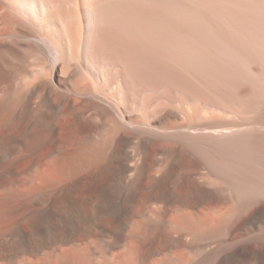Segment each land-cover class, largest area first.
<instances>
[{
  "label": "bare ground",
  "instance_id": "6f19581e",
  "mask_svg": "<svg viewBox=\"0 0 264 264\" xmlns=\"http://www.w3.org/2000/svg\"><path fill=\"white\" fill-rule=\"evenodd\" d=\"M180 15L198 17L200 22L196 28L181 24L183 19L175 20ZM196 32L205 37L206 46H213L208 38L215 34L220 45L239 53L227 57L236 54L264 66V0H0V264H143L156 255V243L177 245L171 233L186 237V212L181 209L188 202L207 205L215 216L220 205H230L224 215L238 218L240 229L261 221L264 208L249 215L248 207L254 190L253 156L264 154V117L254 120L258 112L254 111L253 120L214 117L178 123L183 114H174L167 98L153 108L160 92L176 99L179 91L186 103L204 97L187 75L179 76L165 66L176 58L175 52L188 57L172 51L183 44L174 38L180 41ZM187 47L193 54V46ZM199 74L196 79L202 77ZM236 96L234 100H239ZM249 98L240 101L247 104ZM150 110L151 116L144 119ZM186 146L207 172L187 161ZM147 205H154V210L147 208L150 214H141ZM175 205L184 213L175 210L179 218L171 222L167 215ZM136 217L140 221L130 231ZM168 223L174 227L169 234ZM128 227L138 244L136 253L131 247L129 252L104 257L90 241L97 231L114 234V241L121 243ZM226 231L229 236L233 232L230 226ZM201 233L196 228L187 233L193 240L186 248L190 259L169 255L160 263L264 264V244L253 248L252 237L201 238ZM102 241L95 246H104ZM196 247L201 249L194 255Z\"/></svg>",
  "mask_w": 264,
  "mask_h": 264
},
{
  "label": "rangeland",
  "instance_id": "374dc122",
  "mask_svg": "<svg viewBox=\"0 0 264 264\" xmlns=\"http://www.w3.org/2000/svg\"><path fill=\"white\" fill-rule=\"evenodd\" d=\"M186 15V14H185ZM185 15H180V16H182V17H180V16H176V18H175V20L176 19H180L179 20V22H181L182 20L181 19H183V23L181 22V24H185V23H187V24H185V25H188V26H192V25H198L199 24V22H198V20H199V18L198 17H192V18H189L188 17V19H186L185 17ZM185 16V17H184ZM185 18V19H184ZM196 19H197V21H196ZM184 21H185V23H184ZM191 21H193V22H195V23H188V22H191ZM191 24V25H190ZM187 26V27H188ZM195 28H196V26H195ZM194 30H199V29H194ZM194 35V36H193ZM198 36V37H197ZM185 37H186V35H185ZM185 37H180L181 39H180V41H178L179 39H176V38H179V37H173L174 38V41H176V43H179V42H182L183 44H185V43H187L186 44V46L185 45H183L182 43V45L179 47V48H173L172 49V51L173 52H175V51H178V53H181V52H183V53H185V54H182V55H185V56H188L187 58L186 57H183V56H181V58H180V55H178L177 54V52H175L176 53V55L177 56H179V57H177L176 56V60L174 59V58H172L171 57V59L166 63V64H168V65H166L165 64V66L168 68V69H170L171 71H173L174 73H176V74H178L179 76H182V77H184L185 78V76L187 75V77H186V80L187 81H191V83L192 84H196L195 86L197 87V89H195V90H197L198 92H200L201 94H202V97L206 100V101H208V102H206V101H204V99L203 98H200L199 99V101L197 100V99H191V100H189L187 103L186 102H184V101H182V96H181V92H180V94H179V91H178V93L176 92L175 93V97H176V99H174V97H169V96H165L164 94H167V92H164V94H163V92H160V94H158V95H161V96H158L157 95V97H159V99L157 100V102L155 103V106H153V108L154 109H156V108H159V107H161L163 104H165L166 103V99L165 98H167L168 99V101H167V105L170 107V109H172L171 111L172 112H174V114H175V112L177 113L176 115H182L183 117H184V119L183 120H181V121H179L178 120V123H182L183 121L185 122V123H189L190 121V123H193V120H196V119H199V121H205V120H214V117H215V120H220L221 118L222 119H233V120H237L238 118V120L237 121H241V119L243 120V121H245V120H247L248 118L250 119L251 118V116L253 115V114H256L257 115V117H255V115H253L254 116V118H253V116H252V118L255 120V118L257 119V118H259L260 116H263L264 117V107H263V102H264V72H263V74H261L262 73V71H264V66L263 65H260V63H258V65H260V66H258L257 65V62L254 60V59H252V61H251V59L249 60L248 59V57L244 60V58H243V56H237L239 53H237L236 51H233L234 49L233 48H229V46H226V45H223L222 46V44L220 45V43H218V38H217V36H215V34H212L211 35V37L210 38H208L209 40H210V44H212L213 43V46H211V45H208V46H206V45H204V43H203V41L204 40H206L205 39V37H203V35H202V33H200V32H196V34L195 33H192L191 34V37L189 36V38H185ZM193 37V38H192ZM194 37H195V39L196 38H200V39H202V42H200L202 45H198V44H200L199 43V41H201L200 39L198 40V39H194ZM203 37V38H202ZM216 37V38H215ZM183 38H184V40H183ZM217 40H215V39ZM182 40V41H181ZM188 40V41H187ZM191 40V41H190ZM178 41V42H177ZM184 41V42H183ZM214 41H216V42H214ZM191 42V43H190ZM219 42H220V40H219ZM190 43V44H189ZM193 43H195V44H193ZM180 44V43H179ZM217 46H216V45ZM190 45V47H192L193 46V48H192V50H194L193 51V54H192V52H190L191 51V48H189V47H187V46H189ZM220 47H219V46ZM182 46H184V47H182ZM195 46L197 47V48H199L198 50H200V52L199 51H197V48H195ZM207 47V49H206V47ZM216 47V48H215ZM220 49H219V48ZM225 47H226V49H227V47L229 48L228 50H225ZM183 48V49H182ZM210 48H212V51L214 50V51H216V53H218V50H219V52H221L220 54L218 53V54H216V53H214V51L211 53V49ZM214 48V49H213ZM224 48V49H223ZM181 49V50H180ZM186 49V50H185ZM188 49H189V51H188ZM218 49V50H217ZM223 50H225L224 52H223ZM231 50V51H230ZM226 51H227V54H226ZM188 52V53H187ZM202 52V53H201ZM233 52H235V53H237V55L235 54V57H233L232 58V54H233V56H234V53ZM170 53H172V52H170ZM194 53H195V56H196V58L198 57V58H202L201 60L200 59H194L195 58V56H194ZM197 53V54H196ZM229 53H231V55H229V56H231V57H227L228 56V54ZM190 56H189V55ZM204 54V55H203ZM207 56H206V55ZM210 54V55H209ZM213 54V55H212ZM215 54V55H214ZM193 56V61L192 60H190L191 59V57ZM225 55V56H224ZM227 55V56H226ZM201 56V57H200ZM204 56V57H203ZM210 56V57H209ZM214 56V57H213ZM220 58V59H218V57ZM222 56V57H221ZM173 57H175V55L173 56ZM205 57H207V58H209L208 60L209 61H206V59L207 58H205ZM226 57V58H225ZM236 57H237V59H236ZM241 57V58H240ZM179 60H178V59ZM183 58H186L185 60L183 59ZM221 58H223V59H221ZM224 58H225V60H224ZM229 58V59H228ZM238 61H235V59ZM239 58L240 59H242L243 61L241 62V60H239ZM172 59H174V60H172ZM181 59H182V62H181ZM212 59H214V60H216L215 62H213L214 60H212ZM218 59V60H217ZM227 59V60H226ZM231 59H232V61H231ZM183 60L185 61V62H183ZM189 60L191 61V62H189ZM197 60V61H196ZM202 60H203V62H206V63H201L202 62ZM205 60V61H204ZM211 60V61H210ZM222 62H221V61ZM248 60H249V62H248ZM171 61H173V63L171 62ZM195 61V62H194ZM199 61V62H198ZM218 61V62H217ZM219 61H220V63H219ZM224 61H226V63L224 62ZM231 61V62H230ZM245 61H247L248 63H247V65L245 64L246 62ZM251 61V62H250ZM177 62H178V64H177ZM186 62H188L187 64H186ZM193 62V63H192ZM197 62L198 63H200L201 65H199V64H197ZM212 63V64H210V63ZM224 62V63H223ZM228 62V63H227ZM235 62V63H234ZM241 62V63H240ZM254 62H256V64L254 63ZM171 65H170V64ZM181 65H180V64ZM191 63V64H190ZM207 63H209V65L207 64ZM230 63V64H229ZM234 63V64H233ZM237 63V64H236ZM249 63H252V64H250L249 65ZM255 65H254V64ZM174 64V65H173ZM178 66H177V65ZM188 64L189 65H191V66H194L193 64H195V66H196V64L197 65H199V66H196V67H199L200 68V71L201 72H199V68H196L195 66L194 67H191V66H188ZM205 64H207V66L205 65ZM214 64V66H215V68H214V66L212 67L211 66V68L209 69L208 68V66H210V65H213ZM233 64V65H232ZM175 66V67H173V66ZM186 65V66H185ZM207 67L206 69H204L205 67ZM218 65V66H217ZM221 65H222V67H221ZM226 65V69H225V75L223 74L224 72H223V68H225L224 66ZM235 65V66H234ZM236 65H237V67H236ZM243 65V66H242ZM246 65V66H245ZM253 65L255 66V68L253 67ZM170 66V67H169ZM181 66V67H180ZM185 66V67H184ZM201 66L202 67H204V68H201ZM230 66V67H229ZM257 66V67H256ZM262 66H263V69H262ZM171 67H172V69H171ZM188 67V68H187ZM217 67H219V68H222V70H219V71H217ZM232 68L233 70H235L236 68V71L238 70L239 72H237V76L236 77H234V75H233V73H235L236 71H233L232 69V71H230V69L229 68ZM261 67V68H260ZM180 69L179 71L180 72H178L177 71V69ZM184 68H186V69H184ZM191 68V69H190ZM215 69L216 70V74H212L213 76H214V78H213V76H211V74L210 73H215V70H213V69ZM218 68V69H219ZM254 68V70H252ZM174 69H176V70H174ZM188 69H189V71H188ZM192 69H196V71L195 70H192ZM198 69V70H197ZM211 69H212V72H210L211 71ZM184 70H186V72L184 73ZM193 72H192V71ZM208 72V74H210V75H208V76H206L207 74H203V73H207L206 71ZM210 70V71H209ZM258 70V71H257ZM176 71V72H175ZM191 71V72H190ZM200 73H198V72ZM226 71H229V72H231V73H229V72H227V74H226ZM261 71V72H260ZM195 72H197V76H198V74H199V76L201 75L202 77L203 76H205V77H203L204 79H202V77H198L197 79L195 78ZM203 72V73H202ZM218 72H219V75H218ZM260 72V73H259ZM183 73V74H182ZM229 73V74H228ZM189 74H190V76H189ZM193 76H192V75ZM231 74V75H230ZM263 75V77L261 76V75ZM217 75V76H216ZM223 75H224V77H225V80H224V78H222L223 77ZM228 75V76H227ZM229 75H230V77H229ZM233 75V76H232ZM189 76V77H188ZM196 76V77H197ZM209 76H210V78H209ZM222 76V77H221ZM192 79H191V78ZM207 77V78H206ZM215 77H217V78H215ZM220 77V78H219ZM231 77H233V78H231ZM187 78H190V79H187ZM195 78V79H194ZM228 78V79H227ZM201 80V81H197V80ZM205 79H206V82H204L205 81ZM207 79H210V82H208L207 81ZM223 81H221V80ZM231 79V80H230ZM236 79V80H235ZM250 79H252V80H250ZM192 80H193V82H192ZM230 80V81H229ZM214 81H216V83H214ZM195 82V83H194ZM197 82V83H196ZM200 82H201V84H200ZM219 82V83H218ZM253 82H256L258 85L256 86ZM259 82H260V84H259ZM206 83H209L210 85L208 86V84H206ZM211 83H213V84H215V87H214V85L213 84H211ZM225 83V84H224ZM229 83V84H228ZM233 83V84H232ZM263 83V84H262ZM205 84V85H204ZM216 84H217V86H216ZM220 84V85H219ZM223 84H224V87H223ZM228 84V85H227ZM251 84H254L255 85V87L257 88V90H255V87H254V85L252 86ZM200 85H201V87H200ZM204 85V86H203ZM220 86V91H218L219 89V86ZM222 85V86H221ZM231 85V86H230ZM239 85H240V87L241 88H238L239 87ZM246 85V86H245ZM201 88H199V87ZM214 88H213V87ZM228 86V87H227ZM237 86V87H236ZM244 86H245V88H244ZM248 86H250L249 87V89L247 88ZM252 86V87H251ZM205 87H207V89L205 88ZM210 87H212V89L213 90H211L210 89ZM218 87V88H217ZM230 87V88H229ZM262 87V88H261ZM215 88L216 89H218L217 91H215ZM229 90H228V89ZM166 89V90H165ZM199 89V90H198ZM237 89V90H236ZM239 89H240V91H239ZM244 89V90H243ZM253 89V90H252ZM258 89H259V91L260 92H258ZM164 90L165 91H167V90H169V87H168V89H167V87H165L164 88ZM203 90H206V91H203ZM208 90V91H207ZM224 90V91H223ZM227 90V91H226ZM235 90H236V92L238 91L239 93H241L242 94V92H243V94H244V91L246 92L245 93V95H241V94H239V95H237L238 96V98H239V100L236 98V100H234V97L236 96V94L238 93H235ZM243 90V91H242ZM212 91H215V93L217 94V96L219 95V94H222V95H219L220 97H223V98H219V97H217L215 94H214V92H212ZM224 92V93H222V92ZM233 91H234V93H233ZM254 91H256V92H254ZM205 92V93H204ZM207 92V93H206ZM221 92V93H220ZM227 92H230V93H232V94H230V93H227ZM208 93L210 94V93H213V94H211V96L214 98V96L216 97V99H213L210 95H209V97H208ZM219 93V94H218ZM247 93H248V95H247ZM249 93H250V95H252V98H249V97H251V96H249ZM253 93V94H252ZM255 93H256V95H255ZM205 94V95H204ZM206 94H207V96H206ZM224 94H225V96L226 97H224ZM227 94V95H226ZM230 94V95H229ZM233 94H234V96H233ZM259 94V95H258ZM178 95V96H177ZM180 95V96H179ZM214 95V96H213ZM233 97H232V96ZM241 95V96H240ZM246 95H247V97H246ZM228 96V97H227ZM231 96V97H230ZM236 96V97H237ZM240 96V97H239ZM249 96V97H248ZM207 97V98H206ZM259 97H261V100H263L262 102H261V100H260V98ZM209 98H211L210 99V101L211 102H213V103H209L210 101H209ZM219 98V99H218ZM226 98V99H225ZM232 100H234V101H231V99ZM250 99V100H247V104H245L246 102V99ZM173 99V100H172ZM213 99V100H212ZM240 99H241V101H243L244 99H245V101H244V103L243 102H241L240 101ZM243 99V100H242ZM256 99V100H255ZM161 100H162V104H161ZM164 100V101H163ZM217 102H216V101ZM219 100H222V101H219ZM226 100H229V101H226ZM260 101V103L262 104V106H260L261 104L259 103V101ZM158 101H160L159 103L161 104H159L158 103ZM194 101V102H193ZM204 101V102H203ZM215 101V102H214ZM231 101V102H230ZM248 101H250V102H248ZM254 101V102H253ZM165 102V103H164ZM172 102H173V104H172ZM180 102H181V104H180ZM184 102V103H183ZM206 102V103H205ZM220 102V107L218 106L219 103ZM224 102H228V104H226V103H224ZM235 102H236V104L238 105V107H239V105H241V107H237L236 105H235ZM238 102H241L240 104H238ZM256 102H258V103H256ZM215 103V104H214ZM223 103L225 104V106L223 105ZM232 103V104H231ZM243 103V104H242ZM249 103H250V106H248L249 105ZM253 103V104H252ZM158 104V105H157ZM170 104V105H169ZM195 104V105H194ZM218 104V105H217ZM231 104V107L229 106ZM255 104H257V105H259V107L256 105L255 106ZM157 105V106H156ZM174 105V106H173ZM178 105V106H177ZM181 105V106H180ZM202 106V108H201V106ZM208 105V106H207ZM213 105V106H212ZM242 105H244L245 106V108H247L248 110L249 109H251V107L253 106V108L251 109V110H245L243 107L244 106H242ZM246 105H247V107H246ZM215 106V107H214ZM222 106H224L223 108H222ZM227 106H228V108H227ZM234 106V107H233ZM254 106H255V108H254ZM180 107V108H179ZM193 107V108H192ZM220 108V109H218V108ZM229 107H230V111L228 110L229 109ZM199 108H200V110H199ZM213 108H214V110H213ZM217 108V109H216ZM231 108H233V109H231ZM236 108H238L237 110L238 111H236ZM240 108H242L240 111H239V109ZM260 108V109H259ZM261 108H263L262 110L263 111H261ZM178 109V110H177ZM254 109V110H253ZM176 110V111H175ZM180 110V111H179ZM207 110V111H206ZM217 110V111H216ZM227 110V111H226ZM259 110L261 111V112H259ZM179 113H178V112ZM205 111V112H204ZM214 111V112H213ZM244 111H247V112H245L244 113ZM254 111H258V112H256V113H254ZM183 112V113H182ZM191 112V113H190ZM211 112V113H210ZM224 112V113H223ZM228 112V113H227ZM231 112V113H230ZM235 112V113H234ZM237 112H239V113H237ZM151 110L150 111H147L146 112V116H144V119H149V116H151ZM193 113V114H192ZM210 113V114H209ZM223 113V114H222ZM241 113H242V115H241ZM149 114V115H148ZM200 114H201V116H200ZM207 114V115H206ZM217 114V115H216ZM229 114H231V115H229ZM261 114V115H260ZM186 115V116H185ZM188 115V116H187ZM196 115V116H195ZM199 115V116H198ZM259 115V116H258ZM147 116H148V118H147ZM234 116V117H233ZM186 117V118H185ZM205 117H207V119L205 118ZM209 117V118H208ZM229 117V118H228ZM211 118V119H210ZM217 118V119H216ZM253 119H250V120H253ZM146 120V121H147ZM197 121L198 120H196L195 122L197 123ZM170 122L172 123V124H176V122L174 121V120H170ZM195 122H194V124H195ZM170 123V124H171ZM172 124H171V126H172ZM146 127H147V124L145 125ZM169 143V145H172L173 143L171 142V141H166V145ZM190 148L188 147V146H186V149H185V153H186V156H187V161L188 162H191V161H194L196 164H198L199 165V168H200V170L202 169L203 171L202 172H207V169H205V166H204V164L202 165V162H200V161H202L197 155H195V154H192L191 153V151L189 150ZM191 153V154H190ZM198 159H197V158ZM200 162V164L198 163V161ZM262 159H264V154H260V153H257L256 152V154L254 153V156H253V166H254V169H253V179H252V185H254V190H252V195H250V200H249V206L250 207H248L249 208V215H251L252 213H254V212H256V209H258V208H264V167H263V165H262ZM190 166V165H189ZM186 174H189L188 173V171L186 170ZM155 205V206H154ZM153 206L156 208L157 207V205L156 204H154ZM161 204H159V206H160ZM179 207H182V206H180L179 204H177ZM151 205H147L146 206V208H143L142 209V213L141 214H143L144 213V215L147 213L146 212V210L148 211V209H150V208H152L151 209V212L154 210L153 208V206H151ZM178 206H174V209H172V211H169V213H168V215H167V217H169V219L167 218V220L168 221H171V222H176L175 220H176V218H177V216L179 215V213L180 214H183L184 212H186V237H178V235L177 234H175V232H173V233H171V230H172V227L170 228V226L172 225V224H170V226H169V223H168V225H167V227H168V229H169V231H167L168 229H167V227H166V231H167V234H169V232L172 234V238L173 239H175L176 241H178V243H177V245H174V246H165V247H163L160 243L158 244V243H156L155 244V247H157L156 248V255L155 254H153L152 256H150L148 259L150 260H148V259H146V261L143 263V264H161L162 262H164L165 261V259L166 260H168L169 259V255H170V258H172L171 257V255H173V257L174 256H177L179 259H181V258H184L185 256H186V258L187 257H189V248H188V250L186 249L187 247H191V245L193 244V240H191V238H189V237H192V236H189V235H187V233L189 232V230H194L195 228H196V230H198L199 232H202L201 233V238L202 237H252V246H253V248H256L257 246H260L261 244H264V217L261 219V221H259V223L258 224H254V225H252V223H250L249 225H247L245 228H243V229H240V227H241V223H240V220L238 219V218H230L229 216L228 217H226V215H224L226 212H227V210L229 209L228 207H231L230 205H224V204H222V205H220L216 210H215V212H218V214H219V216H218V214H217V216H215V214H214V212H213V215H210V213H209V211L207 210V205H200V204H195V203H192V202H188V203H186V206H183L182 207V211H184L183 213L182 212H180L179 211V209L177 208ZM176 207V208H175ZM186 207V208H185ZM148 208V209H147ZM185 208V209H184ZM146 209V210H145ZM175 210H178L179 211V213L177 212V214L178 215H176V211ZM186 210V211H185ZM147 214H150V211H149V213H147ZM212 214V213H211ZM227 214V213H226ZM143 216V215H142ZM179 218V217H178ZM177 218V219H178ZM133 222L131 221V224L133 225H131V228L129 229V227L125 230V232H124V235H123V239H122V241H121V243H120V241H118V242H115L116 241V236L114 235V234H99V233H95V232H97V231H94V234L93 235H91V236H89L90 237V241L92 242V245L96 248L97 247V249L99 250V255H101V256H104L105 257V253H106V257H107V254L109 255V256H111V254H117L118 252V254H121V253H123L122 251H125V252H129V250H130V248H131V250L134 252V253H136V249H135V247H137V246H135V244L137 243V241H136V239H134V238H130V237H133L132 235H130V233L128 234L127 232L130 230L131 231V229L132 228H134L135 227V225L137 224V222L138 221H140V217L138 218V217H136V219H134L133 218ZM177 222H178V220H177ZM227 226H230L231 228H232V230H233V232H232V234L229 236L228 234H227V231H226V228H227ZM174 228V227H173ZM0 229H1V227H0ZM129 229V230H128ZM128 230V231H127ZM247 232V233H246ZM203 233H208L209 234V236H206V234H203ZM211 233V234H210ZM174 234V235H173ZM207 234V235H208ZM99 235V236H98ZM101 235H103L102 237H101ZM128 235H130V236H128ZM197 234H195V236H196ZM200 235V234H199ZM203 235H205V236H203ZM98 237V238H97ZM103 237H106L105 239L103 238ZM107 237H108V239H109V237L111 238V240L110 241H112V242H110V241H108V239H107ZM114 237V238H113ZM194 237V236H193ZM196 237H199V236H196ZM92 238H93V240H92ZM97 240V242L95 241L94 242V240L95 239ZM113 238V239H112ZM128 239V241L126 240V242L127 243H125V239ZM131 239V241H133V242H129V240ZM133 239V240H132ZM99 240H100V242H99ZM104 242H103V241ZM115 240V241H114ZM198 240V239H197ZM101 241H102V244L104 245V246H102L101 245V248H100V246H95L96 244L97 245H99V244H101ZM136 241V242H135ZM196 241V240H195ZM109 243L110 242V247L109 248H107L106 249V247H108V246H106V244L105 243ZM115 242V243H114ZM94 243H96V244H94ZM99 243V244H98ZM113 243V244H112ZM120 243V246L118 245ZM124 243H125V247H126V245H127V249L126 250H128V251H126L125 249L124 250H122L123 248L122 247H124ZM132 243V244H134L133 246L131 245L130 246V244ZM197 243H201V240H199V241H197ZM115 244V246H113ZM117 244V245H116ZM111 245H112V247H111ZM123 245V246H122ZM136 245H138V244H136ZM128 246H130V247H128ZM135 246V247H134ZM183 246H186V247H184V248H182ZM99 247V248H98ZM104 249H103V248ZM124 247V248H125ZM154 247V246H153ZM116 248V249H115ZM129 248V249H128ZM112 249H113V251L114 252H112ZM135 249V250H134ZM138 249V248H137ZM200 250L198 247H196L193 251L194 252H196L194 255H197V253L199 252L198 250ZM105 250L108 252H105ZM109 250V251H108ZM118 250V251H117ZM187 250V251H186ZM131 251V252H132ZM140 250L138 249L137 250V252H139ZM101 252H104L103 254L101 253ZM121 252V253H120ZM188 252V253H187ZM192 253V252H191ZM183 255V256H182ZM193 254H191V256H192ZM181 256V257H180ZM177 257H175L176 259H178ZM174 258V259H175ZM191 257H189L188 259H190ZM161 260V261H160ZM182 260V259H181ZM184 260V259H183ZM187 260V259H186ZM161 262V263H160ZM166 262V261H165ZM207 264V263H206Z\"/></svg>",
  "mask_w": 264,
  "mask_h": 264
}]
</instances>
